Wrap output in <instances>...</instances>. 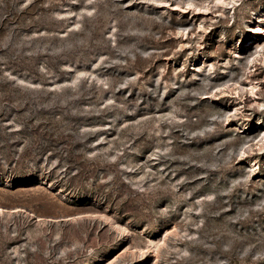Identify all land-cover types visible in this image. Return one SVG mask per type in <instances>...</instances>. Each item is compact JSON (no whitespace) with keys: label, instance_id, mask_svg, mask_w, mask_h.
<instances>
[{"label":"rangeland","instance_id":"374dc122","mask_svg":"<svg viewBox=\"0 0 264 264\" xmlns=\"http://www.w3.org/2000/svg\"><path fill=\"white\" fill-rule=\"evenodd\" d=\"M258 17L0 0V264H264Z\"/></svg>","mask_w":264,"mask_h":264},{"label":"bare ground","instance_id":"6f19581e","mask_svg":"<svg viewBox=\"0 0 264 264\" xmlns=\"http://www.w3.org/2000/svg\"><path fill=\"white\" fill-rule=\"evenodd\" d=\"M236 1H238V0H213L214 4L218 5L221 8L227 4H232V7H234ZM244 23H245L246 27H250L248 25V21H246ZM203 28H205V27H203ZM251 30H255L254 33H256L254 37H251V39H255L259 43V40L261 38H264V18L258 17L257 20L253 21V27ZM251 39L248 38L247 45H243L242 54H240L238 57H239V59L243 60L245 62V64H247V65L250 64L251 66H255L256 62L260 58L262 60L264 59V45L258 46V48L252 53L244 54L245 49L251 47ZM256 86H258V84H254V85L252 84L250 86V92L252 94L254 93ZM261 140L264 142V131H263V134L261 135ZM248 162L250 163V162H252V160H249Z\"/></svg>","mask_w":264,"mask_h":264}]
</instances>
